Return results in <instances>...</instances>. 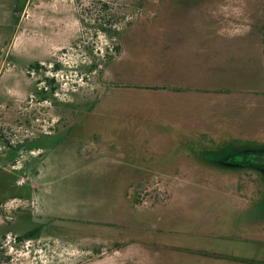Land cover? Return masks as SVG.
I'll use <instances>...</instances> for the list:
<instances>
[{
	"label": "rangeland",
	"instance_id": "1",
	"mask_svg": "<svg viewBox=\"0 0 264 264\" xmlns=\"http://www.w3.org/2000/svg\"><path fill=\"white\" fill-rule=\"evenodd\" d=\"M1 101L0 264H264V0H0Z\"/></svg>",
	"mask_w": 264,
	"mask_h": 264
},
{
	"label": "trees",
	"instance_id": "2",
	"mask_svg": "<svg viewBox=\"0 0 264 264\" xmlns=\"http://www.w3.org/2000/svg\"><path fill=\"white\" fill-rule=\"evenodd\" d=\"M124 33H125V31L124 32L122 31L120 33L119 32L117 33V31L115 32V34H117L119 37H121L120 38L121 40H123V38H124ZM39 67H40V65L38 63H36V64L31 66L32 69H38ZM57 68H59V67L57 66ZM46 81L50 85H53V83L55 82V79H50V80H46ZM51 91H55L54 87L51 88ZM40 95L42 96V99H45V97L46 98L49 97V93H47L45 91H41ZM97 105H98V102L97 103H95V102L94 103H89L87 105L86 110H84V114L87 111H89V112L94 111L97 108ZM80 115H82V113ZM201 136H203V135H201ZM206 136H208V135H206ZM89 142H91V141L87 142V144H86L87 147L90 144ZM92 142H93V140H92ZM95 143H97V141ZM95 143L93 142V144H95ZM252 146L254 147L255 145H252ZM246 149H248L247 146L238 147V146H234L232 144H228L225 149H222L221 151H220V149H218L216 151V153H214V154H216V157L215 158H211V159H214V161H217V162H222L224 165H228L229 166V164H230V165L233 166L234 169L235 168L236 169H241V171H243V169H252V168H254V169L259 171L260 168H261L260 167L261 164H257V163L248 161V159L244 158V156H247V154H248V152L245 151ZM136 153H137V151H136ZM208 156H209L208 154H204V157H208ZM133 159H134V157L131 156L130 161L133 162L134 161ZM140 160H141V158H138L137 162H139ZM141 166H142L141 168L143 170H148L150 168L148 166H143V163L141 164ZM261 172H262V170H261ZM44 227H49V226H47L45 224H42L41 226H39V228L34 229L33 231H30V232L24 234L21 237H17V241L21 242V241H24L26 239L34 238L36 236H39L40 231H42L44 229ZM192 253H193V251H192ZM194 254H197L199 256V258H202V259L204 258L206 260L212 261V260H210L209 257H208V259L206 258L207 255L211 254L210 252L208 253V252H206V251H204L202 249H199V251L195 252ZM216 255H217V253L213 252V257L216 258L215 260L217 262H220V260H221V261H225V262L228 263V262H231L232 260H234L232 258V255L231 256H228V255L224 256L222 254H220L218 256H216ZM237 260L239 261L240 259L237 258ZM225 262H223V263H225Z\"/></svg>",
	"mask_w": 264,
	"mask_h": 264
},
{
	"label": "flooded vegetation",
	"instance_id": "3",
	"mask_svg": "<svg viewBox=\"0 0 264 264\" xmlns=\"http://www.w3.org/2000/svg\"><path fill=\"white\" fill-rule=\"evenodd\" d=\"M41 84V83H40ZM245 146L248 147L245 151L248 152L247 156H244L245 159L248 161L261 164L260 170H262V175H264V149L263 151L258 150V146L255 145L254 147L252 144H246ZM264 193V191H263ZM17 241V239H15ZM22 242V241H21ZM20 243V242H19Z\"/></svg>",
	"mask_w": 264,
	"mask_h": 264
},
{
	"label": "crops",
	"instance_id": "4",
	"mask_svg": "<svg viewBox=\"0 0 264 264\" xmlns=\"http://www.w3.org/2000/svg\"><path fill=\"white\" fill-rule=\"evenodd\" d=\"M9 94V93H8ZM7 94V95H8ZM10 95V94H9ZM8 95V96H9ZM2 101H4V100H2ZM2 101L0 102L1 104H2ZM33 103V102H32ZM34 104V103H33ZM34 106V105H33ZM32 106V107H33ZM0 108H2V106L0 105ZM13 161H15V160H13ZM233 255V254H232ZM234 259H237V257L236 258H234ZM240 260L238 261V262H240V264H246V262H245V259H242V258H239ZM247 260V259H246ZM228 264H231V262H228Z\"/></svg>",
	"mask_w": 264,
	"mask_h": 264
},
{
	"label": "built area",
	"instance_id": "5",
	"mask_svg": "<svg viewBox=\"0 0 264 264\" xmlns=\"http://www.w3.org/2000/svg\"><path fill=\"white\" fill-rule=\"evenodd\" d=\"M16 241V240H15Z\"/></svg>",
	"mask_w": 264,
	"mask_h": 264
},
{
	"label": "water",
	"instance_id": "6",
	"mask_svg": "<svg viewBox=\"0 0 264 264\" xmlns=\"http://www.w3.org/2000/svg\"><path fill=\"white\" fill-rule=\"evenodd\" d=\"M264 161V160H263Z\"/></svg>",
	"mask_w": 264,
	"mask_h": 264
}]
</instances>
